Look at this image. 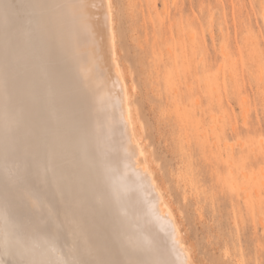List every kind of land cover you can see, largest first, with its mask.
<instances>
[{
    "label": "bare ground",
    "instance_id": "obj_1",
    "mask_svg": "<svg viewBox=\"0 0 264 264\" xmlns=\"http://www.w3.org/2000/svg\"><path fill=\"white\" fill-rule=\"evenodd\" d=\"M119 57L112 0H0V264H193Z\"/></svg>",
    "mask_w": 264,
    "mask_h": 264
},
{
    "label": "rangeland",
    "instance_id": "obj_2",
    "mask_svg": "<svg viewBox=\"0 0 264 264\" xmlns=\"http://www.w3.org/2000/svg\"><path fill=\"white\" fill-rule=\"evenodd\" d=\"M112 1L137 127L192 263L264 264V0Z\"/></svg>",
    "mask_w": 264,
    "mask_h": 264
}]
</instances>
